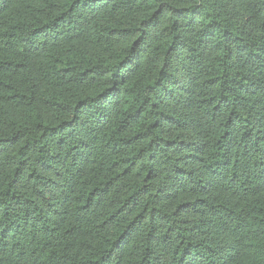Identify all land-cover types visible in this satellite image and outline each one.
I'll return each mask as SVG.
<instances>
[{
    "label": "trees",
    "instance_id": "obj_1",
    "mask_svg": "<svg viewBox=\"0 0 264 264\" xmlns=\"http://www.w3.org/2000/svg\"><path fill=\"white\" fill-rule=\"evenodd\" d=\"M0 264H264V0H0Z\"/></svg>",
    "mask_w": 264,
    "mask_h": 264
}]
</instances>
